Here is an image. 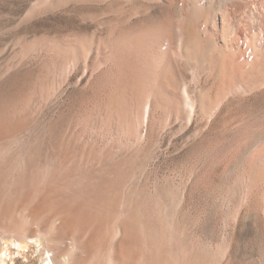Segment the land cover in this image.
I'll use <instances>...</instances> for the list:
<instances>
[{"label": "rangeland", "instance_id": "374dc122", "mask_svg": "<svg viewBox=\"0 0 264 264\" xmlns=\"http://www.w3.org/2000/svg\"><path fill=\"white\" fill-rule=\"evenodd\" d=\"M211 2L0 0V264H264V88L218 118L216 51L242 73L253 43Z\"/></svg>", "mask_w": 264, "mask_h": 264}, {"label": "bare ground", "instance_id": "6f19581e", "mask_svg": "<svg viewBox=\"0 0 264 264\" xmlns=\"http://www.w3.org/2000/svg\"><path fill=\"white\" fill-rule=\"evenodd\" d=\"M208 1L209 0H192L193 3L191 7V17H195V18L199 17V10H201V7L206 6L208 4ZM210 8H212L214 12L213 19H215V21L217 20L219 21L220 19L222 20V22L228 23L232 28V34L234 35L235 38H238L240 40V38L244 36V38L250 39L251 42L253 43L250 49V53L248 55V60H249L248 70L243 71L242 73H240L234 68L236 65H238L236 64L234 66L233 64L234 61L236 60L234 59L235 58L234 56L232 57L230 56L228 59L225 58L223 47H219L216 51L217 58L215 60V69H214L216 70L215 71L216 72L215 74L216 100L215 101L217 104V114H218L217 116L218 118H220L223 108L225 106H230L233 104L232 102L233 100H235L234 96H235V90L237 88L246 89L247 85L250 84L252 85V87H254L253 90L251 89L250 91L251 93L259 86L261 88H264V0H212V2L210 3ZM140 19L142 20V18ZM132 27L134 28V24ZM185 34L187 36H190V27L187 29ZM122 35L124 34L122 33ZM123 38L129 41L128 44H126V42L124 43L126 44V46L123 49L125 50L126 55L129 54L132 56V59H133L132 62L134 63L133 64L134 67L137 70L139 69L140 70H151V69H155L156 67L160 66L159 64L160 61H158V59H160L159 50L163 49L165 47V44H167V42L171 40V31H169L166 25H163V23L160 25L156 23L150 26L140 28L138 30L128 31L125 33ZM125 39L123 40L126 41ZM186 49L188 51H187V54L186 53L185 54L192 57L194 55V52L193 51H192L193 53L189 52L190 48L189 49L186 48ZM236 58L239 59L240 57L236 56ZM130 69L131 68H129V70ZM129 70L127 71L129 72ZM215 72H213V74ZM237 98L239 97L237 96ZM233 109H234V106H233ZM232 122L233 121L231 119L230 123ZM256 161H257L256 162L257 165L264 166L263 157L258 158ZM22 237L28 240L35 239V237H32V236H25V237L22 236ZM44 256H45V259H44L45 264H56L55 261L58 259V256L55 257L53 254H50V252H46ZM63 258H64L62 259L63 262L66 263L65 256Z\"/></svg>", "mask_w": 264, "mask_h": 264}]
</instances>
